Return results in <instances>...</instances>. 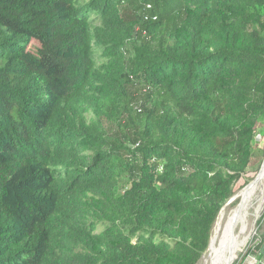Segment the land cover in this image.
Wrapping results in <instances>:
<instances>
[{
  "label": "trees",
  "instance_id": "16d2710c",
  "mask_svg": "<svg viewBox=\"0 0 264 264\" xmlns=\"http://www.w3.org/2000/svg\"><path fill=\"white\" fill-rule=\"evenodd\" d=\"M263 118L264 0H0V264H197Z\"/></svg>",
  "mask_w": 264,
  "mask_h": 264
},
{
  "label": "rangeland",
  "instance_id": "374dc122",
  "mask_svg": "<svg viewBox=\"0 0 264 264\" xmlns=\"http://www.w3.org/2000/svg\"><path fill=\"white\" fill-rule=\"evenodd\" d=\"M38 46H39L38 42L31 40L28 46V50L32 53H35ZM84 109L86 113L85 115L87 116V120L88 119L93 120L95 118V114L93 112V105L85 104ZM262 143H264V118H263V121L260 123V125L257 127L256 132H255V138H254V144L256 146L262 145ZM263 159H264V154L260 156L259 154H255L249 166V169H247V172L244 174V176L237 182V184H235L234 195L230 198V200L222 208L217 218V221L214 225V227H217V228L216 229L213 228L212 234H211V239L215 235L214 237H215L216 246L220 242V239L223 234L222 231H224L225 229L227 219L230 217L231 213L234 211V209L238 206L240 202L239 197H237L239 196L238 194L242 191V189L247 184L252 182L254 178L257 176L260 170V167L262 165ZM247 222H248L247 223L248 226L246 227V233H245L247 236V242L241 248V251L237 253L236 258L234 259L232 264H249L250 262L253 263V261L256 260L258 253L262 252V249L264 246V206H263L262 212L259 214L258 217H254L253 215H250L248 217ZM239 229L240 228L238 227L235 230L236 234L239 232ZM250 249L252 250V253L247 254L248 250ZM208 252H209V249L206 250V252L202 255V257L197 262V264H207L205 263V260L207 259L206 257L208 255Z\"/></svg>",
  "mask_w": 264,
  "mask_h": 264
},
{
  "label": "bare ground",
  "instance_id": "6f19581e",
  "mask_svg": "<svg viewBox=\"0 0 264 264\" xmlns=\"http://www.w3.org/2000/svg\"><path fill=\"white\" fill-rule=\"evenodd\" d=\"M238 195L240 199L239 205L227 219L219 244L215 245V235L211 239L209 252L205 260L207 264H226L229 260L234 261L237 253L246 244L247 236L245 233L248 226V217L250 215L258 217L264 206V168L259 180L251 182L249 187L246 190H242ZM234 222L236 224L235 229L231 231V225ZM238 227L240 229L236 234L235 230ZM214 228L216 229L217 227Z\"/></svg>",
  "mask_w": 264,
  "mask_h": 264
},
{
  "label": "water",
  "instance_id": "95a60500",
  "mask_svg": "<svg viewBox=\"0 0 264 264\" xmlns=\"http://www.w3.org/2000/svg\"><path fill=\"white\" fill-rule=\"evenodd\" d=\"M263 168H264V159H263V162H262V165H261V167H260V170H259V172H258V174H257V176L254 178V180L252 181V182H257L258 180H259V178H260V176H261V174H262V171H263ZM251 183V182H250ZM250 183L249 184H247L242 190H246L248 187H249V185H250ZM238 197V196H237ZM236 197V198H237ZM239 205V204H238ZM235 222L231 225V231H234V229H235ZM210 244H211V238H210V241H209V246H208V249L210 248ZM232 260H229L226 264H232Z\"/></svg>",
  "mask_w": 264,
  "mask_h": 264
},
{
  "label": "built area",
  "instance_id": "2783aa9c",
  "mask_svg": "<svg viewBox=\"0 0 264 264\" xmlns=\"http://www.w3.org/2000/svg\"><path fill=\"white\" fill-rule=\"evenodd\" d=\"M259 256H260V253H258V256H257L256 260L253 261V263L250 262L249 264H264V258H263L264 256L262 257L263 260H262V258H259Z\"/></svg>",
  "mask_w": 264,
  "mask_h": 264
}]
</instances>
